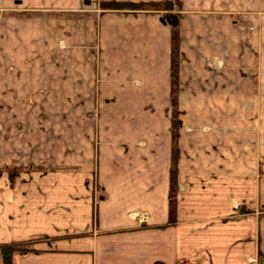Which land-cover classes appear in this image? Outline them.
<instances>
[{
	"label": "crops",
	"instance_id": "1",
	"mask_svg": "<svg viewBox=\"0 0 264 264\" xmlns=\"http://www.w3.org/2000/svg\"><path fill=\"white\" fill-rule=\"evenodd\" d=\"M110 1L164 0H0V49L21 21V95L65 98L64 130L0 142V170L36 171L0 175V243L39 240L14 264H264V0L173 5L175 136L166 11Z\"/></svg>",
	"mask_w": 264,
	"mask_h": 264
},
{
	"label": "rangeland",
	"instance_id": "2",
	"mask_svg": "<svg viewBox=\"0 0 264 264\" xmlns=\"http://www.w3.org/2000/svg\"><path fill=\"white\" fill-rule=\"evenodd\" d=\"M101 7H103L104 9H113L102 5ZM8 8L9 9L6 10L8 12L5 13V16L6 15L11 16L12 14H15L17 16H20L21 18L20 4L13 2ZM158 8L160 9L162 7L160 6ZM136 10H152V9L137 8ZM155 10H157V8H155ZM162 11L164 10L162 9ZM175 11H177V9H175ZM171 13L174 14V11L172 10ZM162 18L165 21V18L164 17ZM14 22L16 23L13 24L10 22L8 23L9 26L7 29L8 31L6 30L4 33V35L6 36L3 37V39L1 40L2 43L5 44L11 43V45L9 46L7 45L6 47L4 48L2 47L0 49V51H3L0 52V56L4 55L5 57H7V60L0 62V79L2 80V81L0 80L1 82L0 90H3L4 92L8 90L7 95L5 94L0 97V103H1L0 119L3 120V122L5 123V130L3 133L4 138H0V142L2 140H4L3 142L5 143H8L10 141L11 143L18 140L21 141V136L22 137L25 136L27 138L25 139V141H27L26 143L29 145H33V143L29 141L32 140L33 135L47 134L48 136H51L54 134L53 128L59 130L65 129V127H60V126L53 127L54 120L65 119V110H64L65 98L63 95L60 94L50 95V97L48 95L42 94L40 100L41 101L40 107H34L33 104L39 102L38 99L39 97L34 99V95L28 94L24 98V95H21V46L17 45V44L21 45V21L17 22L15 20ZM5 24L7 23L1 24V26L6 27ZM17 38L20 40V42L17 40ZM62 45L64 46V44ZM26 50L29 51L30 48H28L27 46ZM31 65L32 64H29V66ZM57 65L59 66V64ZM25 76L27 77V75ZM22 100L23 102H25V104H27L22 107L23 109H21ZM106 101L108 102V99ZM173 108L174 106L171 103V108L169 111V115L171 119H172ZM163 113L166 115L167 111ZM155 114H157L158 118H162V112H158V113L155 112ZM21 123L23 124L21 125ZM171 128L172 131L174 132L172 121H171ZM2 129H4L3 126L1 130ZM174 145L175 144H173L172 146L171 167L173 166V157L175 155ZM17 154L21 155V151L17 150ZM2 169L3 170H0V175L2 173H6L10 181H12V179L19 173H20L19 176L21 177V170H23V173H25V175L22 176H25L26 181H30L31 178L34 177V173L36 172L34 171L33 165L22 166L21 168V164L19 166V165H14V163L8 164L5 168ZM170 174H171V170H170Z\"/></svg>",
	"mask_w": 264,
	"mask_h": 264
},
{
	"label": "trees",
	"instance_id": "3",
	"mask_svg": "<svg viewBox=\"0 0 264 264\" xmlns=\"http://www.w3.org/2000/svg\"><path fill=\"white\" fill-rule=\"evenodd\" d=\"M178 0H164L162 2H139V3H131V2H101L102 6L120 9V8H131V9H141V8H149V9H159L158 7H162L166 11L164 14L165 20L167 23L171 25V101L174 106L177 95L178 88V68H179V44H180V36H179V16L176 14H172L170 11L173 8V5L177 4ZM177 111L174 110L172 113V124L174 127L173 135L175 136V130L177 128ZM175 146V155L173 157V166L171 168L170 174V211H169V222L167 224H174L175 222V191H176V145ZM39 240H26V241H11L6 243H0V256L2 258V264H14L15 258L17 256L25 255L29 252L35 250L34 245Z\"/></svg>",
	"mask_w": 264,
	"mask_h": 264
},
{
	"label": "water",
	"instance_id": "4",
	"mask_svg": "<svg viewBox=\"0 0 264 264\" xmlns=\"http://www.w3.org/2000/svg\"><path fill=\"white\" fill-rule=\"evenodd\" d=\"M160 20L162 21V23H165L164 19L161 17Z\"/></svg>",
	"mask_w": 264,
	"mask_h": 264
}]
</instances>
